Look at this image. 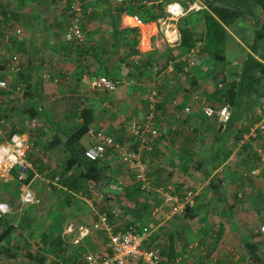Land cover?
Instances as JSON below:
<instances>
[{
	"label": "crops",
	"instance_id": "obj_1",
	"mask_svg": "<svg viewBox=\"0 0 264 264\" xmlns=\"http://www.w3.org/2000/svg\"><path fill=\"white\" fill-rule=\"evenodd\" d=\"M78 1L83 11L81 27L85 40L82 44L65 41L69 24L67 7L70 0H0L2 11L10 17L14 16L13 21L11 17L9 25H4L0 30V78H9L12 87L20 85L14 82V75L8 72L13 59L22 57L27 59V69L22 75H29L27 84H21L23 92L27 93L23 99L17 100V95L12 92H0V113L6 116L8 124L24 132L28 129L41 128L46 135L49 132L55 135L54 131H64L79 124L81 110L91 109L94 113V122L90 130L102 131L114 138L121 146L135 152L141 151L140 141L128 135L126 125L131 120H143L150 101L155 103L158 114L157 125L165 121L169 124L171 121L181 119L184 121L182 126L188 125L191 127L190 130L201 127L205 122L209 125L216 124L218 128L221 126L216 120L205 119L201 104L194 100L196 96H201L199 98L203 99L202 93L206 92L205 86L209 80L205 76V73L209 72L206 68L207 64L202 60L201 67L193 69L188 79H180L181 74L175 68V65L179 64V58L183 56L179 46L170 47L166 44L159 31L158 21L161 19L151 23L142 20L145 7L160 3L165 9L168 4H182L183 0H105L102 4L98 0ZM188 2L191 3L192 0H187ZM253 12L255 17L263 16L255 9ZM253 18L247 17L234 27L231 35L237 42L240 36L249 35L255 29L256 23ZM110 20L117 25L116 30L115 26L110 24ZM173 27L178 31L177 23L173 24ZM135 28L138 30L135 47L138 54H131L132 49L129 47L134 35L127 33L122 35V31ZM17 30L21 31L20 35H16ZM115 31L120 36L114 37ZM239 43L241 48L248 52L247 48ZM237 50L235 56L239 60L242 53L238 48ZM235 66V62H231L228 66L227 77L230 76V69H234ZM102 76L118 79L123 85L114 92L96 91L92 84ZM196 81L198 86L195 84ZM196 86L198 90H194ZM35 105L41 106L40 110H43V114L34 119L37 124L31 129L28 124L33 120L25 119L28 116L24 113ZM157 105L160 107L158 110ZM185 107L191 109V114L188 116L183 115ZM20 136L27 139L26 134ZM247 138L248 136L245 135L243 142L234 146L232 154L223 163L207 164L201 168L187 161L188 157L184 156L187 151L192 153L196 150L198 144L195 137L186 139L180 133L172 135V132H167V135L161 134V140L157 141L150 151H141L151 187L171 189L181 200L185 193L191 191L194 193V198L188 208H198V217L195 220H187L183 217L184 214H171L170 208L163 205L158 195L151 196L152 200L157 198L160 201L158 206L161 207V212L158 214L162 217L159 218L158 215L156 221L153 218L151 221V224L156 225V233L164 229V233L159 234L158 246L167 243L170 230L178 232L175 237L178 238L175 243L177 258L170 262L166 257H162L161 264L185 263L187 256L195 253L196 245H193L194 249L192 247V243L195 242L190 241L186 230L189 233L194 232L193 226L197 222L202 227L208 225L207 217L210 212L221 216L215 218H218V227L223 225L225 229L217 245L216 233L209 236L204 234L216 245L214 249L212 245L210 246L212 255L220 251V248L223 252L226 248H235L233 242L239 243L236 248L237 251H241L243 238L251 243L258 241L257 236L253 237L254 233L247 232L249 231L247 227L242 230L239 227V225H250V222L255 221L259 211L262 210L261 202H264L261 197L264 194V167L258 166L257 149L251 147L255 155L243 150ZM225 140L227 147L232 148L231 137ZM91 143L92 140L87 134L82 139V144L87 148ZM179 144L182 147L180 153L174 152ZM57 153L60 152L47 153V155ZM103 163L109 167L110 179L118 178L122 182L123 189L130 188L134 176L121 164L117 152H109ZM256 168H259V174L251 176L250 172ZM245 178H249V182ZM214 183L220 185V188L215 189ZM235 189L236 191L242 189L243 197L246 199L247 196L252 197L253 201L245 200L238 192V199H235V193L232 194ZM109 194L113 197L112 195L116 193ZM112 200L117 202V198ZM105 207L110 209L108 205ZM229 208L232 209V215L228 214L231 222L229 217L227 219L225 215L223 216V210ZM254 217L255 219L249 221ZM161 222L162 224L158 225ZM262 223L264 224V221ZM115 227L116 230L117 226ZM97 236L102 237L96 234ZM99 246L101 248L102 244ZM185 251L188 253H184ZM231 258L232 262L226 264H241V256L237 255L235 258V255H232ZM245 259L247 257L244 258L242 253V261Z\"/></svg>",
	"mask_w": 264,
	"mask_h": 264
},
{
	"label": "trees",
	"instance_id": "obj_2",
	"mask_svg": "<svg viewBox=\"0 0 264 264\" xmlns=\"http://www.w3.org/2000/svg\"><path fill=\"white\" fill-rule=\"evenodd\" d=\"M98 1L101 4L105 2V0ZM202 3L206 7L205 10L198 13H189L177 22L180 35L179 51L184 55L197 44L201 45L200 56L209 70L205 73L209 81L205 86L206 92L202 93L203 100L208 106L214 108L227 107L230 117L229 121L223 125V130L220 133L215 124L216 122L215 125H209L205 122L201 127L194 129V136L198 145L196 150H193L192 153L187 151L184 156L188 157L187 161L195 164L197 168L204 167L207 164L219 165L223 163L232 154L234 146L243 142L244 136L250 134V130L254 125L264 119V112L259 108L264 103V0H202ZM254 9L263 16L255 17ZM142 15H144L142 20L145 23L156 22L166 16L160 3L145 7ZM250 16L254 17L256 28L253 29L251 34L243 35V41H240L247 48V52L244 48H241L240 43L236 41L231 33L239 21H243ZM110 24H113L116 30L117 25L115 22L110 20ZM124 33L134 35L129 48L132 49L131 54H138V51L135 50L138 30L136 28L124 30L122 35ZM117 35L119 34L115 31L114 37ZM233 47H237L242 55L235 68L230 70V76L227 77L226 69L230 65L228 53L233 50ZM181 66L180 63L175 65V68L181 74L180 79H188L190 74L182 75ZM12 75H14V82H18L20 85L27 84L29 75L25 74L23 76L22 74L15 75L13 73ZM197 81L195 82L196 85ZM215 85L220 87L218 88ZM197 86L194 90L197 89ZM15 87L13 86V88ZM23 96H27V93L24 92ZM40 109V105L31 106L24 114L29 117V120H34L42 116L43 110ZM158 109L160 107L157 105ZM93 114L91 109L81 110V122L79 124L64 131H54L55 135L42 145L45 154L57 151L60 152L61 157H64L61 165L62 170L54 177L56 176L62 187L58 191L61 190V193H65L66 204H71V196L76 193L90 198V185L91 189L98 193L107 191L111 181L108 166L103 165L104 163L101 161H89L84 156L86 148L82 144V139L93 126ZM4 117L7 121L6 116H0L1 119H4ZM13 134L23 135L24 131L13 129L8 138ZM229 137L233 141L232 148H228L226 144L225 138ZM261 139H264V134L257 133L254 138H250L248 142L244 143L243 150L248 154L254 153L251 149V143L258 142ZM257 159L259 160V157ZM30 162L31 165L36 164V161ZM29 174L26 180H19L16 170H13L9 176H12L18 184H27L32 175ZM245 179L248 182L250 180L249 178ZM132 180L129 185L130 188L123 189L125 200L131 202L132 206L125 202L116 203L121 206L122 214H118L115 218L110 214V209L106 207L102 209V211L108 210L111 225L114 226V224L120 222L123 224L119 225L120 227L118 226L115 232L126 230L129 227L139 229L142 226H151L152 216H147V211L149 209L148 203L152 200L151 196L154 193L148 194L140 191L139 185L134 179ZM215 184L214 188L219 189L220 185ZM235 199H238L237 192H235ZM109 201L111 199L106 198V203H109ZM231 210L230 208L223 210V216L225 215L227 219L229 217V222H231ZM197 212L198 208H187L183 217L187 220H195L198 217ZM6 218V216L0 215V251H3V256L6 259L14 262L17 259L23 264H82L80 253L83 251L81 246L73 247L65 242L63 236L65 227L62 221L40 234L37 237V247H34L29 240L33 241L36 236L30 226L23 225L22 222L14 226ZM224 230V226L219 225L215 236L216 245L223 236ZM163 231L164 229H161V231L152 235L151 244L160 239L159 234H163ZM176 233L178 234V232L170 230L167 243L160 246L161 256L166 257L170 262L175 261L178 256L175 250V243L178 240V238H175ZM23 234L27 236L23 238ZM259 235L261 234L257 229L253 237L257 236L258 239ZM262 238L264 239L263 235ZM4 243H7L8 246H5ZM261 244L259 240L255 243H251V241L244 238L241 240L240 247L244 258L247 257L250 264H264V257L259 254Z\"/></svg>",
	"mask_w": 264,
	"mask_h": 264
},
{
	"label": "built area",
	"instance_id": "obj_3",
	"mask_svg": "<svg viewBox=\"0 0 264 264\" xmlns=\"http://www.w3.org/2000/svg\"><path fill=\"white\" fill-rule=\"evenodd\" d=\"M203 3L192 0L188 3V7L184 9L179 3H170L166 5L164 12L165 18L158 21L160 35L170 47L179 46L180 35L173 27L181 18L189 13H197L205 10ZM69 15V24L65 33V41L71 44H82L85 40V34L81 27L83 11L81 3L78 0H70L67 7ZM11 17L2 11L0 2V30L4 25H9ZM21 31L17 30L16 35H20ZM200 44L191 48L187 54L179 58V63L182 65V75H189L193 69L201 65L202 58L200 56ZM27 69L23 61L18 58L13 59L9 66L10 73L20 75ZM11 82L0 78V92H12L22 96L23 91L21 85H15L13 88ZM123 85L118 79H111L107 76H102L93 82L92 87L96 91L114 92ZM194 100L201 104V111L205 118L216 120L219 124H225L229 121L230 113L227 107L214 108L208 106L203 99L194 97ZM185 116L191 114L190 107L184 108ZM158 114L155 110V103L150 101L148 111L143 120H131L126 125V131L134 140L140 141V150L150 151L157 141L161 140V133L157 130ZM6 120L0 118V128L6 125ZM36 120L30 121V128H35ZM175 129L173 128V131ZM257 133L264 134V119L255 124L250 130L248 137H255ZM88 136L92 143L86 148L84 156L92 162H104L109 152H117L122 165L129 172H132L135 182L139 185L142 192L151 194L154 193L160 197L165 207L170 208L171 214H184L185 210L191 205L194 198L193 192L184 194L183 199L175 194L171 189L164 187L152 188L147 178V168L142 160V152H135L128 147H123L109 135L102 131L89 130ZM27 145L26 139L18 134H13L5 142L0 143V176L1 172L7 176L13 170L17 171L18 179L22 180L23 175L29 169L31 164L28 162L25 155ZM259 155V165L264 167V152L257 151ZM259 168L250 172L251 176H257ZM108 190L111 192H123L122 182L118 178H112ZM20 201L24 206L37 205L39 201L33 193L25 189L22 191ZM9 213V207L6 203H0V215L5 216ZM110 214L115 218L118 213L113 209ZM157 210L152 218L156 220ZM95 220L90 225L75 226L69 224L65 227L63 236L65 242L73 247H80L84 241L90 239L92 235H101L104 238L102 247L96 251H83L80 253L82 264H132L133 262H141L142 264H161L162 256L160 253L159 241L151 244V238L154 234V229L148 226H142L137 229L129 227L123 231L115 232V227L111 225L108 213L101 211L96 213ZM260 234L264 236V224L259 226ZM179 263V262H178ZM175 263V264H178Z\"/></svg>",
	"mask_w": 264,
	"mask_h": 264
},
{
	"label": "rangeland",
	"instance_id": "obj_4",
	"mask_svg": "<svg viewBox=\"0 0 264 264\" xmlns=\"http://www.w3.org/2000/svg\"><path fill=\"white\" fill-rule=\"evenodd\" d=\"M189 3V2H188ZM187 0H183L181 6L186 9V5L188 7ZM69 22V21H68ZM256 22V21H255ZM256 28V27H255ZM242 36L238 38L239 42L243 41ZM238 52L237 48L233 47V50L229 51L228 53V60L231 64L232 63H237L239 60L236 58L235 53ZM21 60L23 63L27 66V59L26 57H22ZM231 60V61H230ZM12 64V63H11ZM202 65V64H201ZM201 66L199 65L198 68ZM232 67V66H231ZM203 68V66H202ZM201 68V69H202ZM231 70V69H230ZM204 72V71H203ZM10 73V72H8ZM4 80L9 81L10 79L5 77ZM209 80H207L208 82ZM215 81V80H214ZM216 86V85H215ZM220 87V86H216ZM23 91V89H22ZM24 93V92H23ZM16 95V94H14ZM12 95V96H14ZM198 97V96H197ZM201 97V96H199ZM18 98L17 100L23 99V94L22 96L17 95ZM16 100V101H17ZM261 111L264 112V103L259 107ZM228 109V108H227ZM184 111V109H183ZM229 111V110H228ZM2 114L0 113V116ZM183 115L185 116L184 112ZM29 117H25V119H28ZM177 118V117H176ZM24 119V120H25ZM158 121V120H157ZM176 122V123H175ZM184 121L181 119H177L174 121H171V123H167V121L160 123L157 125V130L163 134L167 135V132L172 133H180V135H183L186 137V139H193L195 137L194 130H190L191 127L188 125L182 126ZM167 123V124H166ZM173 128L175 129L173 131ZM15 129L14 126H11V124L6 122V125L4 128H0V143L5 142L8 139L9 133ZM170 130V131H169ZM24 134L27 135L26 139V151L25 155L27 157V160L30 161H36V164L31 165V169H29L25 174L23 175L22 180H26L28 178V174L31 173V179L27 184H18L16 181L13 180L12 176H7L6 174L1 172L0 176V203H6L8 204L9 207V213L6 214L5 216L7 217L6 219L9 221V223H12L14 226H17L20 222L23 223V225H29L30 228L32 229L33 234L36 236V238L31 241L30 243L32 246L37 247L36 243L38 240V236L42 234L43 232L48 231L54 224L60 223L61 221L63 222V226H67L68 224H73L75 226L79 225H90L93 220L95 219V214L99 213L102 211V209L105 206H109L110 210H115L119 215H121V206L116 203H128V205L132 206V203L129 201L125 200L123 192H118L116 191L113 197H111L109 194L110 192L107 190L103 193H98L95 192L94 190L91 189V185L89 186L90 188V198L84 195H81L80 193L73 194L71 196L70 203L71 204H66V199H65V193H61V190L58 191L60 188V184L57 181L56 176L57 173H60L62 170V163L64 159L61 157L60 153H57L55 155H47L44 152V149L42 148V145L47 143L51 138L53 133H48L47 135L44 133V130L39 128L37 130H25ZM250 138L253 137H248L246 140L247 142L250 140ZM179 139V138H178ZM251 146L254 147V149L257 151L262 150L264 152V139L259 140L258 142H252ZM180 144L178 145V149H175L178 153H180L181 150ZM145 163V162H144ZM31 164V162H30ZM126 170V169H125ZM127 171V170H126ZM125 173V172H124ZM30 175V174H29ZM132 175V174H131ZM55 178V179H54ZM133 179V178H132ZM131 179V181H133ZM50 186V187H49ZM28 189L30 190L35 198L39 201L37 205H31V206H24L22 205L20 201V196L23 190ZM124 191V190H123ZM235 192L238 193H243L242 189H235ZM232 191V194L235 193ZM74 193V192H73ZM112 193V192H111ZM119 193V194H117ZM123 194V195H122ZM153 195V194H152ZM156 195V194H155ZM105 196V197H104ZM104 197V198H103ZM263 201H264V194L261 195ZM106 198H117V202L114 200L110 201L109 203H106ZM245 200L253 201L252 197H246ZM153 199V198H151ZM5 201V202H4ZM105 202V203H104ZM112 204V205H111ZM160 204V201L155 198V200H150L149 209L147 211V216H152L154 215L155 211L157 210V214L161 212V207L158 205ZM264 205V202L262 203ZM262 210L259 211L258 215L256 216L257 219L252 218L249 221H252L255 219V221L250 222V225H239L241 228L247 227L249 229V234L254 233L256 234V229L259 225L263 224L262 222L264 221V206H262ZM108 210L106 209V212ZM205 214V212H204ZM203 214V215H204ZM159 215V214H158ZM162 215H159L158 217L160 218ZM219 214L215 212H210L209 217H207L208 225H204V227L200 226V224L197 222L194 224V228L192 233L187 232V235L191 239L190 241L195 242L192 243V247L195 249V253L192 254L191 256L188 255L186 258L185 263L181 264H226V262H232V255L238 257L241 256V264H250L249 259H245L242 261V250H238L236 246H238V242H233L235 244V248H226V251L223 252L222 249L220 248V251L216 252L214 255H212L210 252V246L212 245L213 249L216 248V245L213 244V241H211L209 238H206L204 235H210L216 233L218 229V218ZM218 217V218H215ZM221 217V216H220ZM128 219V218H126ZM158 219V218H156ZM173 219V218H172ZM171 219V220H172ZM129 220V219H128ZM162 220V219H161ZM156 221V220H155ZM158 221V220H157ZM120 222V221H119ZM254 223V224H252ZM162 224L158 223V225ZM123 225L121 222L118 224H114V227ZM119 226V227H120ZM156 225L151 224V228L154 229L153 233H156ZM228 227V226H226ZM225 227V228H226ZM116 228V227H115ZM259 229V227H258ZM202 230V232H201ZM199 232V233H198ZM234 232V231H233ZM232 233V232H231ZM236 234V232H234ZM260 233V231H259ZM200 234V237H199ZM198 235V237H195ZM27 235L23 234V238H25ZM95 236L94 238L86 240L87 242L84 241L83 246L81 247V250L85 249V251H96L100 247L99 245L103 243L104 238L93 235ZM92 236V237H93ZM202 237V240H200ZM206 238L204 241L203 239ZM232 238V237H231ZM258 240L260 243V250L259 254L261 257H264V239L262 238V235H259ZM233 241V238H232ZM14 242V240H13ZM5 246H8L7 243H4ZM182 245V244H181ZM179 250V249H178ZM3 251H0V264H23L19 260H8L3 256ZM184 253H188V251H185ZM211 255V256H210ZM181 261V260H180ZM239 261V259H238Z\"/></svg>",
	"mask_w": 264,
	"mask_h": 264
},
{
	"label": "water",
	"instance_id": "obj_5",
	"mask_svg": "<svg viewBox=\"0 0 264 264\" xmlns=\"http://www.w3.org/2000/svg\"><path fill=\"white\" fill-rule=\"evenodd\" d=\"M222 129H223V125H221V126L219 127V132H221Z\"/></svg>",
	"mask_w": 264,
	"mask_h": 264
},
{
	"label": "clouds",
	"instance_id": "obj_6",
	"mask_svg": "<svg viewBox=\"0 0 264 264\" xmlns=\"http://www.w3.org/2000/svg\"><path fill=\"white\" fill-rule=\"evenodd\" d=\"M201 3H202V1H201ZM201 12V11H200ZM222 125V124H221ZM224 125V124H223ZM248 136V135H247Z\"/></svg>",
	"mask_w": 264,
	"mask_h": 264
}]
</instances>
